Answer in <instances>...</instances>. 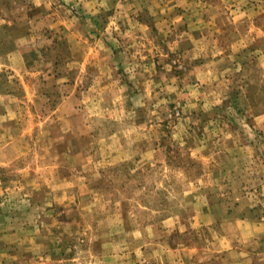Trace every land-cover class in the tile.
I'll return each instance as SVG.
<instances>
[{"label": "rangeland", "instance_id": "rangeland-1", "mask_svg": "<svg viewBox=\"0 0 264 264\" xmlns=\"http://www.w3.org/2000/svg\"><path fill=\"white\" fill-rule=\"evenodd\" d=\"M88 3L0 0V264H213L264 209V0Z\"/></svg>", "mask_w": 264, "mask_h": 264}, {"label": "crops", "instance_id": "crops-1", "mask_svg": "<svg viewBox=\"0 0 264 264\" xmlns=\"http://www.w3.org/2000/svg\"><path fill=\"white\" fill-rule=\"evenodd\" d=\"M88 1L87 7L90 5ZM4 15H7L6 12ZM9 15L12 14L9 12ZM238 189L239 187L234 189L231 187L234 193H238ZM262 189L260 191L263 193L264 186ZM247 199L243 191V211L240 214L234 213L235 211L229 212L230 208L224 213L217 205L213 206L212 215L208 214L210 217L208 224L223 226L227 230L225 233H211L206 236L207 249L203 255L213 258V264H264V209L256 210ZM211 229L214 231V226Z\"/></svg>", "mask_w": 264, "mask_h": 264}, {"label": "trees", "instance_id": "trees-1", "mask_svg": "<svg viewBox=\"0 0 264 264\" xmlns=\"http://www.w3.org/2000/svg\"><path fill=\"white\" fill-rule=\"evenodd\" d=\"M52 264H55V263L52 262Z\"/></svg>", "mask_w": 264, "mask_h": 264}]
</instances>
